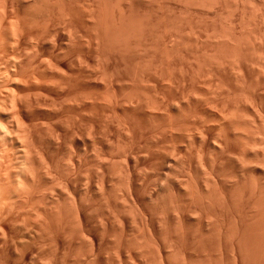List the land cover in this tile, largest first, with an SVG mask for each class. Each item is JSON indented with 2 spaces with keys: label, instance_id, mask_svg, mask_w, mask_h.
<instances>
[{
  "label": "bare ground",
  "instance_id": "1",
  "mask_svg": "<svg viewBox=\"0 0 264 264\" xmlns=\"http://www.w3.org/2000/svg\"><path fill=\"white\" fill-rule=\"evenodd\" d=\"M53 1H54V4L52 0H0V47H4V46L6 47L7 45L5 49V51H7V49L9 48L8 45H10L12 49L15 48L16 50H18L16 52L14 49L12 50L15 52L14 55L12 54L13 52H11V50L9 51L14 57L13 56L8 57L9 52H5L7 55L4 53V51H2L3 54L2 52H0V61H1V58H5L7 61L11 60L10 61L11 63L9 62L10 64L7 61L6 62L4 61L6 64L8 63L7 66L2 65V63H4L3 61L2 63H0V65L4 67L3 68L0 66L1 71L3 69L4 71H6L5 68L10 65V68L9 67L6 68L8 73L7 72L5 73L4 71L0 72V73L4 72V76L5 74H7L6 77H0V87L2 86V84H5L6 82H7L6 84L8 85V83H10L8 82L10 81L9 75H11L12 73L15 74L17 70H20L21 72V70L25 67L24 70H22V73L26 75L28 74V71H29L27 69H30L29 73L33 71V74L35 76V71L36 73L39 74L41 67L44 66V69L42 70L45 73H47L48 75L49 73H53L52 76L50 75V77L46 76L47 79L52 78L53 81L51 82V80L49 79L50 81H47L46 83H52L54 85L53 86L54 89L55 87L58 88L59 86L62 91L64 90L63 96H65L62 103H61L62 100L57 101L55 100L56 96L55 97L53 96L54 97L53 101H55V103H53L52 97L49 96L48 93H45L46 95L44 97L46 99V102L47 101L49 102L51 99V102L53 105L60 103V108H61L62 113L59 112L60 113L59 114L58 109L60 110V108H57L58 105H54V107L51 106L52 105L51 102H50V107H53V108L52 109L50 108L51 110L49 111L52 114H54V116L56 115V116L66 117L67 122L69 121L71 122V123L69 122L70 123L69 125L66 124L67 128H70L69 126L71 125V128L68 129L69 133H67L68 130L66 128L67 132H64L60 135L59 130H57V133L59 134L54 135L55 134L54 132H56L55 129L57 128H54L55 126L54 123L51 124L52 122H50L51 120L49 119L50 120L49 122L51 124V129L50 127L48 128L46 127V129H50L51 132L53 130L54 131L52 132L51 135L49 134L51 132H49L48 133L49 136L46 135V131L48 132V130L44 131L45 132L44 136L49 137V140H50L48 143H44L43 141H46L45 138L43 139V141H41L42 139L40 140V138L42 137L41 132H43V129L41 132H38L41 126L36 125V123L31 120L36 125V126L33 125L35 128L34 130H32L31 128L27 127L26 124L28 123H26L24 119V118L27 119L29 116L34 115V114L29 113L30 108L33 109L31 110L32 113L34 111L36 112V110L32 108L34 103L32 105V103L30 102L31 103L30 104L28 101V104L27 103L26 104L29 106L30 105L32 106L28 107L27 105H25L27 106L25 107L23 103L25 104L26 101L24 102L22 99L20 101L21 104L18 103L15 100L17 97L16 98L13 97L14 94L16 95V93L13 94V90L12 91L10 90V92H12L10 93V95L5 93V95L7 94L6 96L8 98L11 96V99L9 98L10 102H8L9 101L8 98H6L7 100L4 98V100L7 101V107H9L10 104L11 106L9 107V109H6L10 111L8 113L6 111L7 117L9 118V120L7 119L8 124L6 122L7 125L5 126V122H4L3 123L5 126L4 127L0 123V158H1L0 159V264H40V263L57 264L58 262L60 264V262L66 263L69 260L81 262L80 264H82L86 262L90 263L94 261L95 259L96 260L99 259L102 242H101L100 233H99V229H100V226H99L100 211L99 210L100 209L98 210L97 200L98 202L99 200H101L99 203L101 205L99 206H102L103 203H101L102 202L101 198H105L107 196L106 195L107 192L104 190L105 186L108 184V177L106 175H109L107 171L101 170L102 167L104 169V166L102 164L105 165L108 161L107 162L104 161L103 160L104 158H103L102 160L104 163H102V160H100L101 159L100 156L103 155V153L105 152V150L104 152L102 151V148L106 142L104 139L106 140L109 139L107 137L105 138L104 134L108 132L107 133L108 135H112L113 131H110L112 128H110L108 131L107 129L110 127V122L112 125L113 120H114L113 123L117 121L116 123L122 127V130L123 128L127 130L132 135V137L134 134V133L132 134V132L137 131L135 129H137L139 125L140 127L138 129L140 130V128L143 129V126L141 127V124L143 123L146 124L147 131H148V128H150L154 132V135L152 136L153 137L155 136V138L152 137V139H153V144L156 145L155 150L158 149L157 145L159 146L158 144L159 142L161 143L164 141L168 142L167 140H169V143L171 141L170 144L172 145L168 149H169L170 154L172 152V155L175 154L173 153V151L175 152V150H177V152L180 151L179 153H181V151H183V147L185 148L189 144L191 145L190 146L191 148L193 145L195 146V148H193V151L195 149V151L198 153L197 163L199 162L198 164H200V166L199 165L198 166L199 167L202 166L201 169L204 170L203 171L204 175L205 176L207 175L206 177L204 176L206 178L205 182L203 181L204 185L206 183V188L202 189L204 190L203 191L204 195L202 194L203 196H201L200 192L199 193L197 192L200 190L196 189V187L199 184L197 185V182H196L197 180L195 178L196 175L194 174L195 172L193 171V168L191 166L192 163L195 161H189L187 159L189 162H192V163H189L188 161H186L187 162L186 163L185 159L182 156L178 157L180 159L179 161V159H175L177 158L176 156H178V154L177 155L175 154L176 156L174 155V158L172 157V160L173 159H175V161L178 160L180 163H182L183 161L186 164L189 163L188 165L185 164V167H183V168H186L183 170L184 172L186 171L185 172L186 174L185 173H184L185 175L180 174L182 175L181 180L183 181L181 180L179 181L180 183H183V184L180 185L178 183H174V181L172 180L174 177L172 178V175L169 176L173 172V170L171 171L172 169L171 167H170L171 172L168 170L166 171V173L164 172L165 173L164 175H165L166 180L167 179L169 180V178H172L171 180L173 181V184H172L173 189L171 188V185L169 183L171 182L170 180L166 181L164 179L165 183L161 184L162 185L161 187L164 188L162 189L163 191H166L165 185L167 184V182L169 183L168 185H170L169 189L172 190L169 193L170 197L167 196V192H169L168 189H167L168 191L164 193H166L167 198L169 197V200L171 203L168 202L169 200L167 198L165 199L168 200V201L166 200L168 204L169 203L171 204L168 206H171L175 212L173 213L172 211V213L174 214L173 218L174 220H176L174 222L175 225L178 222L177 223L178 226L176 225L177 227L175 231H178L179 233H181L180 235H183L181 236V238L179 239L177 238V240L172 241V243L170 242L171 244H173L174 246L178 245L182 247L187 243L188 244L191 243V242L189 243V240L185 238V235H189L190 233L191 227H188L190 224L188 226L184 225L182 221L184 222L186 221V224H188L189 219L197 215L195 213L193 214V212H195V208L197 209V206H198L197 204H195L196 202H198L196 198L198 196L197 194H200L201 196L200 198L201 199L203 198L204 200H206V202L209 205L211 204L213 207V208L207 207L208 209L213 210V212H211L212 210L211 211L209 210L211 213L208 212V209L204 211L206 212V214H208L206 215V218L208 217L206 221L207 222L206 224H208L207 228L210 234L213 235V236L212 235L209 236V237H212L211 246L217 249L216 252L221 251V250L223 251V249L227 248V245H228L227 240L229 238V240H232V245H231V242L228 240L230 242V246L231 247L234 246L236 250V252L234 251L235 254H232V255H235L234 263L235 264H246L245 262V257H246L245 254L247 252L246 249L252 248L251 246V242H252V245L254 247L252 249L253 250L255 249L254 252L253 250L251 251L252 264H264V186L261 182V179L263 178V176L262 177L256 176L257 174H255L256 171L254 169L255 165H253L256 162H258L263 165L261 166L262 168L264 167V109L262 111L263 107L261 108V106L263 103L260 104L258 97L256 96L260 94V93L257 94V92L260 90V87L262 86L261 84L263 83L262 82L260 84L259 82L264 81V0H231V2L230 0H227V1L226 0H175V2L179 1L178 2L179 5L181 4V6H183V8L185 7V9H188L189 7L192 8V6H203V7L206 6L208 8L209 7H219L221 10L223 9L222 8V6L224 5L223 2L226 3V6H228L227 3L230 2L227 9H229L230 7L232 9L230 8L229 10H227V12L231 11L230 13L229 12L228 13L230 15L232 14L233 16L234 15L236 16L234 18L232 16L233 19L231 17H228L229 21L230 20L231 21L230 23L228 21L226 22L227 24H229V26L224 24L226 28L229 27L228 29L225 28L226 30L222 28H221L222 30H219L217 26L215 27V24L213 23L215 21H213L212 23L214 24V26L213 24H212L213 26L212 28L209 26V29H210L209 31L213 34V38H214V40L212 38L210 40H212L213 42L215 41L214 42L215 44L213 43L214 46L211 44L213 48L210 50L208 48H211L212 46L211 47H208V45L207 47L202 46V48H205V49L207 48V50H210L208 51L209 53L207 52V53H202V54H200L201 50H203L202 48L195 49V50L200 49L199 54H196V52L193 53L194 51L190 52L191 51L190 50L189 53H193V55L191 54L192 56H189V57H187L186 56L187 54L185 55V53L180 54V50L185 45L183 44L185 41L182 42L181 40L182 42L181 43L178 39L179 37H177V39H174L175 37L174 30L171 29L173 32L172 31L170 32L171 27L170 28L167 27L170 22V17L172 18L173 13L175 12H172L171 16L168 14L169 12L166 13V16H164L165 12L160 11V12H163V16L162 14H160L161 16L159 19H161L162 17L165 22L163 20L161 21L159 20L160 22H162V23L159 22V24L164 25V27H166V29L163 30L162 29L163 26H161L160 28L161 30L159 29V31H161L160 34L162 33V31L163 33L160 36L162 37L163 34L169 31L171 34L168 33V35L170 34L173 38L172 40L174 41H172V44L169 45L171 41L166 42V40L169 38L167 34H165L166 36L163 37L164 40L167 37L165 41L162 40V38L158 35L161 38L162 43L166 42L168 44L165 43L166 47L163 45V48L164 47L165 48L164 49L161 48L160 51H157L159 50L157 48L156 51L158 52L160 57L159 55L155 57L156 52L153 51L152 55L149 54L151 53V51L148 52L149 43L147 42L148 36L146 35H148L147 32H149L148 27H147L149 26V24L147 23L149 18L147 17L148 20L144 23L143 20L147 19V18L145 19L146 16L144 17V19L142 18L144 15L140 16L141 18H138L135 12V10L137 9L134 8L136 6L140 7L143 1L145 0L143 1L142 0H53ZM154 1H155L154 4H158L159 7L161 5L163 6L162 4V2H164L163 0H154ZM51 2L52 4H50ZM148 2L149 1L147 0V3ZM51 5H53V7L59 8L60 14L62 16L61 18L63 20L59 19L60 15L58 11H57L58 13L57 12L55 13L54 10H53L54 12H52L53 7H51ZM20 6H25V7L28 6V8L31 7L32 8L31 10L33 9L35 10L34 7H40L37 9V11L39 9L43 11L47 7L49 10L51 9L50 14H53V15H48V16L54 17V15L58 14L59 17L57 15L56 16H57V19L59 20V23L62 22L64 25L60 24L61 26H58L59 25L58 22L57 23L55 22L54 24V21H58V20L55 19L54 21H50L54 19L53 17L49 18V23H48L47 21L48 16L45 14L47 16V20H46L43 18L44 14L42 13L43 14L41 15L42 19H44V23L47 21V23H45V25L46 24L47 25L44 26L43 22L42 24H40L41 21H43L42 19L40 21L37 20L38 22L36 23V25L39 23L42 27L49 28V31L47 32L44 28L42 32L43 34H41L40 32L39 33L37 32V34L35 32L34 34V32L32 31L35 30L36 28L35 27L34 30L33 29L31 30L30 35H28L29 32L27 33L25 32L26 31L25 29H27V27H25L26 21L28 22L27 26H30L32 22H30L31 21L30 19L28 21V19L24 20L26 18L24 19H21V17L19 18V14L21 13V10L19 8ZM109 6L114 8L113 10H111L112 8L109 9V12L107 10L108 14L112 13V15H109L111 16L109 17L110 19L107 17L108 16L107 12H105L106 8H104V7H109ZM15 7L18 8V11H20V13L16 12ZM41 7L43 8L45 7V8L43 9ZM71 7H78L80 9V12H75V11L73 12V8ZM219 8H218L217 13H215L217 17L220 16V14L222 13L219 10ZM48 9L47 10L45 9V10L48 11ZM31 10H30V13L34 14L32 13L34 10L32 12ZM27 11L28 9L26 8V12ZM84 12L85 13L88 12L87 15L91 19L90 21H92L93 23L92 29H94V33H91V31L89 30L91 33L90 35L87 32H86L87 34H85V31H84L85 26L83 27L82 24L80 23L82 22L80 21L82 19V16L80 15V13L84 15ZM138 12H140V10H138ZM182 12L180 13V15L179 14L177 15L178 21L180 22L184 21V23H187V26L189 28V31L187 32L193 33V34L196 33L195 23L197 25H199L200 23H197L198 20L196 22L194 21V18H195L194 15H191L190 13L185 12V11H184L185 14ZM30 13H28V15ZM113 13H116V14L113 15ZM158 13L159 11H157V14ZM14 14L16 15L18 14V17ZM24 17H27V15ZM166 17H167V20H166ZM74 18H78L79 19L78 21L80 22H77V21L74 22ZM249 18H251L252 20L250 19L251 21H248ZM153 20L154 19H152V21ZM178 21L177 23H179ZM174 24L175 25H173L171 22L169 25L170 26L172 25V28H174L175 26H177L176 22ZM33 25L30 26V29L32 28ZM207 25H209L208 22H207ZM251 25H253V27ZM40 27L38 28L41 29ZM150 28L151 27H149V29ZM180 29L181 28H179V32H180ZM44 31H46V34H44L45 33ZM177 32L178 31L176 30V33ZM32 33H33V36H31ZM152 33L153 32H151V34ZM84 34L88 37V39H85L87 41V45L94 49L93 52L96 51L95 55L97 54L96 55L97 58L94 57L96 60L94 62L95 65H93V68L91 66L89 68L90 64L88 65V63H90L89 60L91 59V57H87L88 55L86 56V54L83 53V52H86L84 51V49L81 50L83 44L86 42L83 38L85 37L83 36ZM183 35L185 36V34ZM209 35L212 36L211 34ZM209 35L208 37H210ZM215 37H216V40H215ZM191 42L190 43L188 42V44L189 45L191 44L190 48H193V45ZM205 42L208 43L207 41ZM181 44L183 46H181ZM91 48L89 49L91 50ZM186 48L188 49V47ZM65 51L69 53L68 55H70V57L73 59L71 61L74 63V64L72 63L74 65L73 67L67 65L68 63L67 64L60 63L62 60L60 58H66V60L64 59V62L68 60V57H67L68 55L65 54ZM63 52H64L63 55H66V57H60L59 58L60 60H59L58 59V57L60 56L59 54ZM182 52H185V51L182 50ZM183 55L186 57H183ZM111 56L112 58H115V59L119 57V60H117V63L116 62L114 63V59L112 62ZM251 57L253 59H250ZM254 59L256 61L255 65L257 64L259 65V67L258 65L256 66L257 69L255 65L251 67V69L254 67L253 69H256L255 71H258L256 72L257 73L256 78L252 77L254 72L251 75V71H253V69L252 70L250 69L251 71L248 69L249 67L248 65H251ZM156 60L159 61V63L156 62ZM248 60L250 63L252 60L253 61L251 64H249ZM53 61L54 63H52ZM55 61L57 63L62 64L61 66H64L63 67L64 69L66 67L65 70L67 72L70 71L68 73L69 74L72 73V74L69 75L68 73H66L65 70L63 71L62 67H60L61 68L60 69L59 68L60 64L57 69L55 66H57L58 64L56 65ZM110 62L114 63V65L112 63H111L112 65H109ZM52 64L53 65L55 64V66H53ZM116 66H119V67L124 66V68L123 70H121V68L118 67L119 68L118 70ZM18 72H17L18 75L21 74ZM2 75L0 74V76ZM42 75L45 77L46 74L44 75L43 73ZM253 76H255V73ZM30 77L31 76H29V78ZM70 77H72V80ZM14 78H15L14 76L11 78L12 79L11 83L13 82V84H15L16 82V79ZM37 80H39V78ZM42 82L45 85L44 80ZM16 83H17L16 85L19 84L18 82ZM73 83H75L74 84L75 86L73 87L74 89H76V86L78 87L77 90L75 91L72 87H70L73 85ZM258 83L260 87L259 86L257 87ZM52 84H50V86H52ZM46 85H49V84H46ZM2 87L0 89V92L3 89ZM24 87H29V86H24ZM48 87H46V90H48L47 89ZM7 88L9 89V86L5 87L4 89L5 91L9 93V90ZM68 88H71L73 91L71 89L69 91ZM257 88H259V90H256ZM59 91L60 89L58 90V92ZM43 92H41L40 95ZM58 92H56V94L60 95V92L59 93ZM0 97H3V96H0ZM38 97L42 98L43 96L38 95ZM46 97L47 98L51 97V98L47 100ZM18 98L20 100V97ZM41 98L40 100L38 98H36L35 100L37 101L38 99V101H40L39 103L40 107L42 105V107L46 108V104H41V102L43 103V101H41ZM45 99L43 100L45 101ZM1 102L2 100L0 101V103ZM5 103L3 104L4 107H6ZM61 104L65 106L62 108ZM34 106H37V104ZM4 107L2 111L5 112ZM41 108H39V110H41ZM56 108H57V111L53 110ZM46 109H49V108H46ZM0 111H1V108H0ZM249 111L251 112L253 117H251V114ZM4 112H1V113L6 114ZM247 112H249L250 115H247L248 114ZM51 115L49 116L50 118H51ZM246 115L248 117H246ZM54 116L52 117V119L56 118ZM249 116L251 119L249 118ZM35 117L33 116V119ZM60 118H57V119H60ZM54 119L53 121L56 120L55 122L57 121L58 123L60 122L59 120L57 119L54 120ZM62 120L63 122H66L64 121L65 118ZM62 120L60 123H62ZM1 121H3V119ZM45 123H47L48 125L47 121H45ZM136 124H138L137 127H136ZM63 125H65V123ZM105 126H107V128ZM120 126H117V128L119 127V129L121 130ZM29 127H31V124ZM36 127L38 130L36 129ZM105 129L107 132L104 133ZM63 130L66 131L64 128ZM127 131H125V133ZM114 132L117 135L118 132L116 131ZM153 132H151V134H153ZM136 133L137 132H135V134ZM260 134L262 136H260L261 138L259 137L258 142L260 144L259 147H261V149L260 150L258 149L259 151L256 150L255 152V150L253 151L252 149H253V144L254 145L256 144L254 143L255 142L254 139L257 140V137H254V136L260 135ZM131 135L129 136L128 134V138L129 137L131 138ZM53 136L54 137L58 136L59 139L56 137L57 139L56 141ZM47 137L46 139L48 140ZM60 139H63L64 141L66 140V142L64 143L68 142L69 144L71 143L73 145V149L69 148V150L71 149V151L69 150H68L69 152L67 151L68 152L67 155L69 156L68 160L70 159L69 160L70 162L66 163L65 166L66 167L68 166L70 168L69 169L66 168L65 171H64L65 167H62L61 164H59L58 162L60 159L57 161L55 157L57 154L55 152L56 148H59L58 144L59 143L62 144L63 142L62 141L57 144L58 141H61ZM117 139H120V138L117 137ZM149 141L151 140L149 139ZM166 142H164L165 145H166ZM132 144L130 146L128 145V149H132L134 147L132 146ZM65 145L69 146L68 144H65ZM121 145L122 144L120 143V146ZM135 146L137 145L135 144ZM146 146H147V150H146L147 152L152 150L151 149L152 145L148 146L147 144ZM61 147L62 146H60V148ZM122 147L123 149L127 148L124 146ZM163 147L164 146L161 147L162 150L166 148V147L165 148ZM251 147L252 149H250ZM149 148L150 150H148ZM161 149L159 148L158 151ZM166 149H165L166 152L163 151L165 156L160 152H159L160 154L159 153L158 154L160 156L162 154L163 156L161 162L167 163L170 160V158H169V152L167 153ZM186 149H188V147ZM66 150L67 149H65V151ZM132 150L130 151V154L127 152L128 153L127 159L125 157L127 153H126V150H124V152L126 153V154L124 153L125 154L124 157L126 161L125 165L127 166V171L124 169L125 167L124 165V167H121V168H123V171H126V174L123 172L125 176L121 171L120 172L121 174H123L124 176L123 181L125 185L127 186V190H129V192L128 191L127 192L129 194V197L132 200V202L131 201L130 202L133 203V205H129V206L130 207L132 206L134 208L138 207V211L140 215L144 217V215L146 214L143 212V209H141V207L138 206L137 204L138 195H136V189H137L136 188V178H135L136 172L134 171V166L136 162H138L137 160H139V158H136L138 156L134 154H138L137 153L138 151L135 153V151L133 152ZM155 150L153 149L154 152ZM121 151L123 150H120L119 154H122ZM188 151L192 153V150L190 148L189 150H187V152ZM14 152L16 154H14ZM52 153H55L54 154L55 156H53V160L56 159L57 164H59V166L57 165V168L59 167L58 169L59 171L57 170V168H55L56 166L54 167L56 163L54 164L55 161L52 160V156H51ZM166 153L168 156L166 155ZM147 154H151L152 156V153L150 152H148ZM14 156L17 158V160L19 158V161H16V163L19 162L20 164L19 163L15 164L14 162L15 165H12V157ZM154 156L155 154L153 155V158ZM89 158L91 159L93 165H95L94 169L90 168L89 170L88 168L89 172L92 169V172H90L92 173V175L90 173H87L88 175L84 174L87 168L86 170L85 168L83 169L84 163L85 162L87 164L89 163L87 161L89 160ZM199 159L200 161H198ZM68 160L66 159L67 162ZM172 162H169V163H172ZM140 163L141 162L139 161V164ZM156 164H157V161H156ZM167 164L165 167H163L166 170L169 168L168 167L169 165ZM16 165H18V167ZM172 165L173 164H171V166ZM91 166L92 165L90 164V167ZM108 166L106 165V168ZM114 166L112 170H114ZM137 166L138 165L136 164V167ZM60 167L63 168L62 174L60 172ZM196 167H195V170H196ZM66 170L67 172L69 170V172L67 173ZM176 171H179V169ZM183 171L181 173H183ZM263 171H264V168H263ZM104 172L105 173L107 172L108 174H105ZM83 174L87 175L90 178L87 177L88 179H86L85 178L86 176L84 177ZM144 174L146 175V173ZM196 174H198V172ZM82 177H84L87 181H89L88 184H86L87 182L86 183L83 182L84 184L88 186L90 185L92 194L89 197L87 195H88V190L90 189L87 188L88 186L82 187L83 186L82 179H84ZM204 177L202 178L204 179ZM175 179L177 178H174V180ZM125 188L126 187H124V189ZM116 190H118L119 192L121 191L119 189H116ZM111 193L113 192L109 193L110 196L113 195ZM119 194L120 193H118L117 195L123 196V194L121 195ZM152 195L153 194L151 193L150 196L152 197ZM158 195L154 194V198L153 199L151 198L152 201H154L155 199L158 201V198H159ZM87 197L89 199H87ZM110 198L109 196L105 198L106 203H107L106 206H108V208H109L108 204H110V206L113 205ZM105 199L103 202H105ZM107 199L109 202L110 201L111 202L108 203ZM166 201H164L163 203H166ZM126 202L128 203V200ZM160 202L161 201H159V203ZM153 203H157V202L154 201ZM202 203L204 204V202H201V204ZM156 205H158V203ZM123 207L125 210V206ZM136 208L135 210L137 211ZM11 211L13 212L15 211L16 214L12 216L10 215V217H6L7 214L6 216L4 215L6 212H8V216H9L10 214L9 212ZM120 211H122V209ZM134 211H133V214L135 213ZM138 211L136 214H138ZM200 213H201V210H200ZM104 214H105V211H104ZM117 214L118 213H115V215ZM166 214L168 216L167 211H166ZM170 214L168 218L171 217ZM158 215H159V212H158ZM204 215L205 214L203 213V216ZM198 216H199V212H198ZM142 217H140L141 220H142ZM160 218H161V215H160ZM164 218H165V215H164ZM134 219L135 221L132 219L133 222L134 223L137 222L136 216ZM201 219H202V216H201ZM137 220L139 221V219ZM143 220H145V218ZM143 220H142V224L140 222V225H142V228L144 230V227L145 225H147L148 222L145 221L146 222L145 224ZM232 220H234L235 222L234 221L232 222ZM168 221L170 220L168 219ZM201 221H203V219ZM201 221L198 223H201ZM180 222H182V224ZM170 223H172V220L170 221ZM107 224H106V227H108ZM168 227H169V224H168ZM197 227H199V225ZM103 228H104V225H103ZM170 228L172 229V226ZM168 230L169 228L168 229L166 228V231ZM173 230L174 228L172 229V231ZM199 232H197V234ZM231 237L234 239H232ZM249 238L254 239L253 240L254 244H253V241L250 240ZM116 239H113V240H116ZM119 239L120 238H118L117 240ZM203 239H204V236H203ZM246 239H249V242L251 241L250 244L249 242H247L248 240ZM208 240H210V238ZM153 241L155 242L154 244L156 245L155 248H157V251L160 256L159 259H161L160 264H174L175 261L174 262L172 261L174 258L172 259L171 254H170L171 250L168 251L165 249L164 247L165 243L164 242L160 243L155 238ZM245 242H247L248 245ZM150 243H152V241ZM85 246L89 247V256H87V253L85 256L83 251L86 252V250H82ZM52 248L54 250H52ZM67 249H69V251L73 249L72 251L76 252L75 254L76 256L68 257L69 251L67 252ZM86 249L88 251V248ZM122 249H124V247ZM49 250H50V253L52 251L53 254L46 252ZM59 250L60 251L65 250L64 253L65 254L67 253L68 255L65 256L63 253V256L58 257L57 254L55 255L54 253L57 251L59 252ZM148 250L151 251L150 249ZM141 251H143V249ZM81 254H84V256L87 258L86 259L85 257L83 258ZM116 254H119V253L116 252ZM221 255H219V257L223 258L221 257ZM132 258L134 259V257ZM144 258L145 257L141 259H143L144 261ZM130 259H131V256H130ZM133 261H134L133 263H135L137 260L136 261L133 260ZM179 261L181 262V263L178 262L179 264H193L192 260H190L184 253L181 254V260ZM220 261L217 264L223 263Z\"/></svg>",
  "mask_w": 264,
  "mask_h": 264
},
{
  "label": "rangeland",
  "instance_id": "2",
  "mask_svg": "<svg viewBox=\"0 0 264 264\" xmlns=\"http://www.w3.org/2000/svg\"><path fill=\"white\" fill-rule=\"evenodd\" d=\"M143 1V0H142ZM149 2L147 3V0H145V1H143V3H142V7L140 6H136V7H134L135 9H137V10H135V12H136V14H137V16H138V18H141L140 16H142V15H144L142 18L144 19V17H145V19L148 17L149 18V20H148V18L146 19V20H143V22L145 23L147 20L148 21H150V22H148L147 21V23L149 24V26H147L148 27V31L149 32H147V34L148 35H146V36H148L146 39H147V42L149 43L148 44V47H149V49H148V52H150L151 51V53H149V54H151L152 55V53H153V51L154 52H156L155 53V57H157L159 54H158V52L157 51H160V49L161 48H163V45L165 46L166 44H168V43H166V42H170L171 41V43H169V45L170 44H172V41H174V40H172L173 38H172V36L170 35L171 33V29H173L174 30V36L176 37H174V39H177V37H179L178 39H179V41L181 42V40H182V42L183 41H185L183 44H185L184 46L181 44V46H183L184 47V49H183V47H182V49L180 50V54H184L185 53V55L187 56V57H189V56H192L193 55V53H195L196 52V54H199V50L202 48V46L203 47H207V45H208V47H211L212 45H213V43L215 42H213L212 40H210L211 38L214 40V38H213V34L209 31L210 29H209V26L212 28L213 26H214V24H215V27L217 26V28L219 29V30H222V29H225L226 27H225V25H228L229 26V24H227L226 22L228 21L229 23H230V21H229V19H228V17H231L232 18V14L230 15L229 13L231 12V11H228L227 12V10H229V9H227L228 8V6H229V3L231 2V0H230V2L229 3H227V5L228 6H226V3H224L223 2V6H222V8L223 9H221L220 10V8L219 7H203V6H192V8H188V9H185V7L183 8V6H181V4L179 5V1H177V2H175V0H168V2H167V0H163L164 2H162V4H163V6L161 5L160 7L158 6V4H154L155 3V1L154 0H148ZM153 1V2H152ZM166 1V2H165ZM227 1V0H226ZM225 1V2H226ZM52 2H53V4H54V1L52 0ZM52 2L50 3V4H52ZM172 2V3H171ZM157 3V2H156ZM175 3V4H174ZM49 4V5H50ZM146 4V5H145ZM151 4V5H150ZM178 6H177V5ZM155 5V6H154ZM166 5V6H165ZM171 5V6H170ZM231 5H233V4H231ZM153 6H154V8H153ZM168 6V7H167ZM173 6H175V7H173ZM225 6V7H224ZM51 7H53V5H51ZM50 7V8H51ZM145 7V8H144ZM233 7V6H232ZM20 8V10H21V13H20V11H18V8L17 7H15V9H16V12L18 13H20L19 14V18L21 17V19H24V18H26V19H24V20H27L28 19V21H29V19L31 20L30 22H32V24L31 25H33L32 26V28L30 29V26H27L28 25V22L26 21V26L25 27H27V29H25L26 31V33L27 32H29L28 33V35H30V33H31V30L33 29L34 30V28H35V30L34 31H32V32H34V34H35V32H36V34H37V32L39 33H41V34H43L42 32H43V29L45 28V27H42L40 24H42V22H43V24H44V26H46L45 25V23H47V21H48V23H49V18H52L53 16H48V15H53V14H50V10L46 7H44L46 10L48 9V11H46L43 7H41V8H43L44 10L42 11L41 9H39L40 11H42V12H40L39 10L37 11V9L38 8H40V7H34L35 8V10L34 11H36V12H34L33 10H31L32 8L31 7H29L30 8V10H31V12L32 13H34V14H31L30 13V10H29V8H28V6H20L19 7ZM26 8L28 9V11L26 12ZM71 8H73V12L75 11V12H80V9L78 8V7H71ZM104 8H106L105 10V12H107V10H108V12H109V9H111V10H113L114 8L113 7H104ZM156 8V9H155ZM162 8V9H161ZM170 8V9H169ZM199 10H198V9ZM218 8H219V10L222 12H220L221 14H220V16H216V14L215 13H217V11H218ZM14 9V8H13ZM148 9H149V11H148ZM185 9V10H184ZM201 9V10H200ZM204 9H206V10H204ZM232 9V8H231ZM55 11V13L58 11L59 12V15H60V18L59 19H62L61 17V14H60V11H59V8L58 7H53L52 8V12H54ZM138 10H140V12H138ZM170 10V11H169ZM174 10V11H173ZM183 12H182V11ZM14 11V10H13ZM157 11H159V13L157 14ZM160 11H164L165 12V15L164 16H166V13H168L170 16H171V14H172V12H175V13H173V17L175 18V20H174V18L172 19L171 17H170V22H169V24L172 22V24L173 25H175L174 23L176 22V24H177V26H173L174 28H172V25L170 26L168 23V26L167 27H171L170 28V32L168 31L167 33H165V34H167L168 35V33H170L168 36H169V38L167 39V37H166V44L165 43H162V40H164V38L163 37H165L166 35L165 34H163V36L161 37L160 35L163 33V31H162V33L160 34V32L161 31H159V29L161 28V26H163V30L164 29H166V27H164V25H160L159 24V22L161 21V20H163V18L161 17V19H159L160 18V14H162V16H163V12H160ZM180 11V12H179ZM184 11L185 12H188V13H190L191 15H194V21L196 22L197 20V23H200L199 25H197L196 23H195V25H196V28H195V32L196 33H189V32H187V31H189V28H188V26H187V23H184V21H182V22H180V21H178V19H177V15L179 14L180 15V13L182 12V13H184ZM190 11V12H189ZM216 11V12H215ZM15 12V13H16ZM46 12V13H45ZM57 12V13H58ZM108 12H107V14H108ZM149 12H151V13H149ZM154 12V13H153ZM192 12V13H191ZM223 12H224V14H223ZM25 13H27V14H25ZM28 13H30L31 14V16H30V14L28 15ZM44 15H43V14ZM54 13V14H55ZM111 13V12H110ZM140 13V14H139ZM147 13V14H146ZM149 13V14H148ZM48 16V20H47V16ZM88 14V12L87 13H85L84 12V15L83 14H81L80 13V15L82 16V19L80 20V21H82V22H80V21H78L79 19L78 18H74V22H80L81 24H82V26L84 27L85 26V28H84V31H85V34H91V33H94V29H92L93 28V23H92V21H90L91 19L89 18V16L87 15ZM114 14H116V13H113V15ZM153 14V15H152ZM154 14H156V15H154ZM175 14V15H174ZM185 14V13H184ZM14 15H16V14H14ZM23 17H22V16ZM27 15V17H24V16H26ZM36 15V16H35ZM41 15H43L44 17V19H46L45 21V23H44V19H42V16ZM57 16H58V14H56ZM56 15H54V19H52V20H50V21H54L55 19L56 20H58L57 19V16ZM109 15H112V13L111 14H108V18L109 17H111V16H109ZM186 15H187V13H186ZM17 17H18V14L16 15ZM30 16V17H29ZM56 16V17H55ZM154 16V17H153ZM190 16V15H189ZM39 17V18H38ZM41 17V18H40ZM46 17V18H45ZM59 17V16H58ZM84 17V18H83ZM115 17V16H114ZM157 17V18H156ZM222 17H223V19H222ZM234 17H236L235 15L233 16V18ZM214 18H215V20H214ZM225 18V19H224ZM230 18V19H231ZM232 18V19H233ZM35 19V20H34ZM43 20V21H41V23L38 25H36V23L38 22L37 20ZM110 19V18H109ZM152 19H154L153 21H152ZM165 19V18H164ZM169 19V18H168ZM202 19H203V21H202ZM208 19V20H207ZM222 19V20H221ZM228 19V20H227ZM251 18H249V20L248 21H251L250 20ZM254 19V18H253ZM63 20V19H62ZM160 20V21H159ZM166 20H167V17H166ZM210 20V21H209ZM217 20V21H216ZM226 20V21H225ZM164 21V20H163ZM173 21H174V23H173ZM177 21L179 22V23H177ZM213 21H215V22H213ZM222 21V22H221ZM247 21V20H246ZM29 22V23H30ZM55 22L57 23L58 22V26H61L60 24H62V25H64L61 21V23H59V20L58 21H54V24H55ZM165 22V21H164ZM163 22V23H164ZM166 22H168V21H166ZM207 22L209 23V25H207ZM214 24H213V23ZM217 22V23H216ZM50 23H52V22H50ZM156 23V24H155ZM160 23H162V22H160ZM180 23H182V24H180ZM206 23V24H205ZM251 23V22H250ZM158 24H159V26H158ZM181 26H180V25ZM212 24H213V26H212ZM225 24V25H224ZM152 25H153V27H152ZM178 25H179V27H178ZM184 25V26H183ZM186 25V26H185ZM248 25H250V24H248ZM252 27H253V25H251ZM38 27H40L41 29H39ZM90 27V28H89ZM149 27H151L150 29H149ZM156 27H157V29H156ZM182 27H184V28H182ZM185 27H187V28H185ZM199 27V28H198ZM250 27V26H249ZM168 28V29H169ZM179 28H181L180 29V32H179ZM222 28V29H221ZM229 28V27H228ZM228 28H226V29H228ZM154 29V30H153ZM183 29V30H182ZM225 29V30H226ZM29 30V31H28ZM45 30L48 32L49 31V28H45ZM91 31V33H90V31ZM93 30V31H92ZM158 30V31H157ZM161 30V29H160ZM176 30L178 31L177 33H179V34H177L176 33ZM197 30V31H196ZM46 31H44L45 33L44 34H46ZM96 31V30H95ZM156 31V32H155ZM186 31V32H185ZM87 32V33H86ZM151 32H153L152 34H151ZM173 32V31H172ZM199 32V33H198ZM155 33V34H154ZM211 34L212 36H210L209 34ZM83 35V36H85V37H83L84 38V40L85 39H88V37L86 36V35ZM156 34H157V36H156ZM183 34H185V36L183 35ZM191 34V35H190ZM197 34V35H196ZM162 38V40H161V38L159 37V36ZM181 35V36H180ZM189 35H190V37H189ZM208 35L210 36V37H208ZM31 36H33V33L31 34ZM171 36V37H170ZM149 37H150V39H149ZM158 37V38H157ZM184 37V38H183ZM189 37V38H188ZM199 39H198V38ZM182 38V39H181ZM207 38H208V40H207ZM154 39H155V41H154ZM160 39V40H159ZM169 39H171V40H169ZM189 39V40H188ZM159 42H158V41ZM164 40V41H165ZM196 40H198V41H196ZM215 40H216V37H215ZM86 41V40H85ZM152 43H151V42ZM178 41V40H177ZM192 41V42H191ZM205 41H207L208 43H206ZM211 41H212V43H211ZM160 42H161V44H160ZM181 42V43H182ZM188 42L190 43H192V45H193V48H190L191 46V44L189 45L188 44ZM198 42V43H197ZM156 43H157V45H156ZM195 43H197V44H195ZM86 44V45H85ZM212 44V45H211ZM215 44V43H214ZM160 45V46H159ZM188 45V46H187ZM2 46V45H1ZM4 46V45H3ZM9 46V48L7 49V51H5V49H6V47H7V45H6V47L4 46V47H0V49H1V51L0 52H2V51H4V53L5 52H9L10 50H11V52H13L12 54L14 55L15 54V52L16 51H18V50H16L15 48H13L14 50H15V52L14 51H12L13 49H12V47L10 46V45H8ZM88 45H87V41L83 44V46H82V48H81V50H83L84 49V51H88L87 53L86 52H83L84 54H86V56L87 57H91V59L89 60L90 61V63H88V65H89V68H90V66L93 68V65H95V58H97L96 57V55H95V53H96V51L95 52H93L94 51V49L93 48H91L90 46H88L89 48H91V50L87 47ZM168 46V45H167ZM197 46H199V47H197ZM214 46V45H213ZM213 46L211 47V48H208V49H212L213 48ZM84 47V48H83ZM86 47V48H85ZM166 47V46H165ZM164 47V48H165ZM186 47H188V49L186 48ZM195 47V48H194ZM4 48V49H3ZM156 48V49H155ZM157 48L159 49V50H157ZM163 48V49H164ZM187 50H186V49ZM198 49V48H200L199 50H195V49ZM3 49V50H2ZM28 49H30V48H28ZM193 49V50H192ZM203 50H201V52H200V54H202V53H207L208 51H210V50H207V48L205 49V48H202ZM157 50V51H156ZM182 50L183 51H185V52H182ZM191 50V51H190ZM207 50V51H206ZM162 51V50H161ZM188 51V52H187ZM189 51L190 52H192V51H194L193 53H189ZM197 51H198V53H197ZM203 51H205V52H203ZM142 52V51H141ZM182 52V53H181ZM91 53V54H90ZM94 53V54H93ZM209 53V52H208ZM2 54H3V52H2ZM6 54V53H5ZM10 54V55H9ZM10 52L8 53V57H12L13 55H12ZM64 54V52L63 53H61V54H59L60 56L58 57V59L60 58V57H66V55H63ZM65 54H69V53H67L66 51H65ZM160 54H161V52H160ZM192 54V55H191ZM7 55V54H6ZM61 55H63V56H61ZM113 55V54H112ZM150 55V56H151ZM153 56H154V54H153ZM152 56V57H153ZM186 56H184L183 55V57H186ZM14 57V56H13ZM68 57V60L66 61V62H64V59L66 60V58H60V59H62L61 60V62L60 63H62V64H67V65H69V66H71V67H73L74 65V63L73 62H71L73 59L70 57V55H68L67 56ZM95 57V58H94ZM118 57V56H117ZM159 57H160V55H159ZM158 57V58H159ZM6 58H7V56H6ZM111 58H112V56H111ZM158 58H156V59H158ZM59 59V60H60ZM113 59H114V63L116 62L117 63V60H119V57L117 58V59H115V58H112V62H113ZM250 59H253L252 57L250 58ZM93 60V61H92ZM2 61L4 62H6L7 60L5 59V58H1V61H0V63H2ZM11 60H9V61H7L8 63L10 62ZM251 61V60H250ZM253 61V60H252ZM252 61H251V63H252ZM4 62V63H5ZM112 62H110L109 63V65H114V63H112ZM156 62H158L159 63V61H157L156 60ZM248 62H249V60H248ZM255 59H254V61H253V65L249 62V64H251V65H248L249 67H248V69L250 70L251 69V67L252 66H254L255 65ZM4 63H2V65L4 66H7L8 65V63L6 64H4ZM11 63V62H10ZM9 63V64H10ZM52 63H54V61L52 62ZM55 63H56V65L57 66H55V64L53 65V66H55L57 69H58V66H59V64L60 63H57L56 61H55ZM73 63V64H72ZM112 63V64H111ZM62 64H60V66H59V68L60 67H62V69H63V71L66 69V67H65V69L63 68L64 66H61ZM157 64V63H156ZM257 64V63H256ZM2 65H0L1 67H3ZM97 65V64H96ZM120 65V64H119ZM258 65V64H257ZM257 65H255V67L257 66ZM1 67H0V69H1ZM9 68H10V65L8 66ZM8 67H6V68H8ZM54 67V68H55ZM97 67V66H96ZM117 67V69L119 70V68H121V70H123V68H124V66L122 67V66H116ZM119 67V68H118ZM258 67H259V65H258ZM4 68V67H3ZM5 68V70L6 71H4V69L2 70V71H4L5 73L7 72L8 73V71H7V69ZM25 68V67H24ZM24 68L22 69V70H24ZM55 68V69H56ZM91 68V69H92ZM94 68H95V66H94ZM155 68V67H154ZM254 68V67H253ZM252 68V69H253ZM42 69H44V66H42L41 67V70H40V75L38 74V73H36V71H35V76H36V78H35V76H34V74H33V71L32 72H30L29 73V71H30V69H27V70H29L28 71V74H24V73H22V70H21V72H20V70H17L16 71V73L15 74H13L12 72H10V73H12L11 75H9L10 76V81H8V82H10V83H8V85L6 84H2V86L4 85L5 87H8L9 86V93L7 92V91H5V87L3 86H1L3 89L1 90V92H0V96H3V97H0V101L2 100V102H4L5 100H4V98L6 99V98H8L6 95L7 94H9L10 95V93H12V92H10V90L12 91L13 90V94L14 93H16V95L14 94V98H18V97H20V100H19V98L17 99H15L18 103H20L21 104V100L23 99V101L25 102V104L23 103V101H22V103H23V105L25 106V105H27L28 104V101H29V103L31 102L32 103V105H33V103H34V105H36L37 104V106H32V105H30V106H32V108H34V110H36V112L34 113H32V111L31 110H33V109H31L30 108V110H29V113H31V114H34V115H31V116H29L27 119L26 118H24L25 119V121H26V123H28V124H26L27 125V127L28 128H31L32 130H34V126L33 125H35V123H36V125H39V126H41L40 128H41V130H40V128H39V130L37 129V127H36V129L38 130V132H41L42 131V129H43V132H41L42 134H41V138H40V140L41 141H43V139L45 138V140L47 141H43L44 143H48L50 140H49V137H47L48 138V140L46 139V137L44 136V131L45 130H48V132L46 131V135H48L49 136V134L51 135L52 134V132L54 131L53 129L54 128H57V129H55L56 130V132H54L55 134L54 135H58L59 133H60V135L62 134V133H64V132H67V130L68 129H70L71 128V125L69 126L70 128H67V125H69L70 123L69 122H67V120H66V117H63V116H54V114H52L49 110H51L53 107H54V105H58L57 106V108H60V103L58 104L57 102V104H52V102L53 103H55V101H53V98L55 97L56 99L55 100H57V101H61V103L63 102V100H64V97L65 96H63L64 94V90L62 91L61 90V88L58 86V88L57 87H55V89L53 88V84L52 83H46L47 81H50L51 80V82L53 81V79L52 78H49V79H47L46 78V76H48V77H50V75L52 76V74L53 73H49V75L47 74V73H45ZM61 69V68H60ZM59 69V70H60ZM158 69V68H157ZM251 69V70H252ZM256 69H257V67H256ZM256 69H253V71H251V75H252V73L254 72L255 73V76H253L254 75V73H253V75H252V77L253 78H256V75H257V73L256 72H258V71H255ZM1 70H0V72H2ZM19 71V72H18ZM43 71V72H42ZM66 71V70H65ZM4 72L3 73H0L2 76H0V77H6L7 76V74H5V76H4ZM17 72L18 73H21L22 74V76H21V74H17ZM27 72V71H26ZM38 72V71H37ZM41 72H42V74L44 73V75H45V77L41 74ZM68 72H70V71H68ZM67 71H66V73H68ZM17 74V75H16ZM31 74V75H30ZM69 74V73H68ZM72 73H70L69 75H71ZM41 75H42V77H41ZM15 77L14 79H16V82H18L19 84L18 85H16L17 83L15 82V84H13V82L11 83V81H12V77ZM29 76H31L30 78H29ZM39 76V77H38ZM20 78V79H18V78ZM74 77V76H73ZM29 78V79H28ZM39 78V80H37ZM71 78V80H72V77H70ZM23 79V80H22ZM42 79V80H41ZM45 79H47V80H45ZM18 80V81H17ZM22 80V81H21ZM29 80V81H28ZM41 80V81H40ZM44 80V82H45V85L43 84V81ZM26 81H27V83H26ZM38 82V84H40V85H38L37 84V82ZM261 81V80H260ZM23 84H22V83ZM263 82V83H262ZM35 83V84H34ZM259 83L262 85L261 87L259 86ZM258 83V85H257V87L259 86L260 87V90H259V88H257L256 90H259L258 92H257V94L258 93H260V94H258V95H256L257 97H258V100H259V103L260 104H262V106H261V108H262V111H263V109H264V81H261V82H259ZM11 86H10V85ZM32 86H31V85ZM41 84H43V85H41ZM46 84H49V85H46ZM50 84H52V86H50ZM55 84V83H54ZM75 83H73V85L72 86H70V87H74L75 85H74ZM37 85H38V87H37ZM58 85V84H57ZM17 86H18V88H17ZM24 86H29V87H24ZM36 86V87H35ZM40 86V87H39ZM49 86V87H48ZM1 87H0V89H1ZM12 89H11V88ZM15 87V88H14ZM36 89H35V88ZM46 87H48L47 89L48 90H46ZM263 87V88H262ZM22 88H24V89H22ZM38 88V89H37ZM40 88H41V90H40ZM44 88V89H43ZM52 88V89H51ZM77 86H76V89H74V91L75 90H77ZM261 88H262V90H261ZM15 89V90H14ZM50 89V90H49ZM57 89V90H56ZM60 89V95H57L56 94V92H58V90ZM69 89V91H70V89L71 88H68ZM72 90V89H71ZM15 91H17V92H15ZM44 91V92H43ZM54 91V92H53ZM68 91V90H67ZM66 91V92H67ZM73 91V90H72ZM31 92V93H30ZM38 94H37V93ZM41 92H43L41 95H40V93ZM58 92V93H59ZM65 92V93H66ZM263 92V93H262ZM5 93H7L6 95H5ZM45 93H48L49 94V96H51L52 97V102H51V97H49V98H47V100L48 99H50V101L48 102H46V99H45ZM3 94V95H2ZM12 94V95H13ZM21 94V95H20ZM5 95V96H4ZM8 95V96H9ZM18 95V96H17ZM38 95L39 96H43L42 98L43 99H45V101L41 98V97H38ZM260 95V96H259ZM31 98H30V97ZM54 96V97H53ZM22 97V98H21ZM59 97V98H58ZM3 98V99H2ZM10 99H11V96L9 97ZM8 98V102H10V99ZM28 98V99H27ZM36 98H38L39 100H40V98H41V101H43V103L41 102V104H46V108H49V109H46L45 107H42V105H41V107H40V105H39V103H40V101H38V99H37V101L35 100ZM261 99H263V100H261ZM4 100V101H3ZM7 100V99H6ZM34 101V102H33ZM261 101V102H260ZM0 103L1 105H0V108H1V111H0V119L2 120L3 119V121H1L0 120V123H1V125H3L4 126V122H5V126L8 124V121H7V119L9 120V118L7 117V113L8 112H10L9 110H6V109H9V107L11 106V104L9 105V107H7V101H5L4 103L6 104V107H4L3 106V104L4 103ZM37 102V103H36ZM50 102H51V106H53V107H50ZM27 103V104H26ZM30 103V104H31ZM47 103H48V105H47ZM65 103V102H64ZM63 103V104H64ZM63 104H61V107L63 108L64 106H63ZM38 105H39V107H38ZM28 107H30L29 105H27ZM27 106H25V107H27ZM45 106V105H44ZM48 106V107H47ZM3 107L5 108V112L4 111H2L3 110ZM35 107H37V108H35ZM56 107V106H55ZM39 108H41V110H39ZM44 108H45V110H44ZM51 108V109H50ZM57 108L56 109H53V110H55V111H57ZM11 109V108H10ZM6 111H7V113H6ZM1 112H4V113H6V114H3V113H1ZM39 114H38V113ZM47 112V113H46ZM62 113V111H61V108H60V110L58 109V113ZM250 112V111H249ZM249 112H247L248 114L247 115H250L251 114V112H250V114H249ZM28 113V114H29ZM42 113V114H41ZM59 113V114H60ZM51 115V118L49 117L50 115ZM6 115V116H5ZM19 115V114H18ZM41 115V116H40ZM246 115V117H248ZM33 116L35 117L34 119H33ZM56 117L55 119H57V118H60V117H62V118H60L61 120L62 119H64L65 118V120L64 121H66V122H63V120H62V123H60L61 122V120L60 119H57V120H59L60 122L58 123V121L57 122H55V121H53V119H52V117ZM20 117V116H19ZM43 119H42V118ZM251 117H253V115L251 114ZM21 118V117H20ZM37 118V119H36ZM40 118H41V120H40ZM249 118H250V116H249ZM5 119V120H4ZM22 119V118H21ZM36 119V120H35ZM51 121H50V120ZM251 119V118H250ZM34 121V122H32V121ZM43 121H44V123H45V121H47L48 122V125H47V123H43ZM52 122L51 124H53L54 123V128L52 129L53 131L51 132L50 131V129H51V124H50V122ZM114 121V120H113ZM113 121H112V125H111V122H110V127H109V125H108V129H107V131L110 129V128H112L110 131H116V132H118L117 133V135H116V133L114 132H112V135H114L115 137L117 136L118 138H120V139H117V137L115 138L114 136H112V135H108L107 133V131H106V129H105V131H104V133L105 132H107L106 134H107V136H106V134H104L105 135V138L107 137V138H109V139H104L105 141V145L103 146V148H102V151L104 152V150H105V154L103 153V155H101L100 156V160H102L103 158V160L104 161H108L105 165L104 164H102L103 166H104V169H103V167L101 168V170H104V171H107L108 173H109V175H106L107 177H108V184L105 186V188H104V190L107 192L106 193V195L107 196H109V198H110V200L112 201V204L113 205H111L110 206V204H108L109 205V208H108V206H106L107 205V203H106V199L105 198H107V196L105 197V198H101L102 199V202L101 203H103L102 204V206H99V205H101V204H99L100 203V201L101 200H99V202H98V200H97V203H98V205H97V207H98V210L100 211V216H99V226H100V229H99V233H100V238H101V252H100V255H99V259L98 260H94V261H92V262H90V263H88V262H86V263H82V264H131V263H133L134 261L133 260H137L135 263H133V264H160V262H161V259H159V253H158V251H157V248H155V246L156 245H154L155 244V242L153 241L154 240V238L156 239V240H158V242H164L165 243V249L166 250H171L170 251V254H171V258L173 259L172 261L174 262V264H176V263H181L179 260H181V254H185L190 260H192V262H193V264H217V263H219V261L220 262H223L224 264H235L234 262H235V255H232V254H235V252H236V250H235V248H234V246H230V242H231V245H232V240H229V238H228V240L230 241H228L227 240V243H228V245H227V248L226 249H223V251L221 250V251H217L216 252V250L217 249H215L214 247H212L211 246V243H212V237H209V236H211L212 234H210V232H209V230H208V228H207V226H208V224H206L207 222V218H206V215H208V214H206V210L210 207V208H213L212 207V205L210 206L207 202H206V200H204L203 198L201 199L200 197L201 196H203L204 195V193H203V191L204 190H202V189H204V188H206V183H205V185H204V182H205V177L207 176H205L204 175V173H203V171L204 170H202L201 168H202V166L201 167H199L200 166V164H198L197 163V159H198V153L195 151V149H194V151H193V148H195V146L193 147L192 146V148L190 147L191 145L189 144V145H187L185 148L183 147V151H181V153H179V152H177V150H175V152L173 151V153H175L176 155L178 154V156H176L175 154V156L177 157V158H175V159H179L178 157L179 156H182L184 159H185V162L186 161H195V162H189V163H192V168H193V171L195 172L194 174L196 175L195 176V178H196V182H197V187H196V189L198 190H200V191H197L198 193L200 192V194H201V196H200V194H197L198 196L196 197L197 198V201L198 202H196L195 204H197L196 206H197V209L195 208V212H193V214L195 213V214H197L195 217H192L191 219H189V223L188 224H186V221L184 222V221H182L183 222V224L184 225H192V226H188V227H191V230H190V233H189V235H185V238L186 239H188L189 240V243L190 244H185L184 246H174L173 244H171L172 243V241H174V240H177V238L179 239V238H181V236H183V235H180L181 233H179L178 231H175V229H176V227L178 226L177 225V223H176V225H175V221L176 220H174V218H173V213H175L174 212V209L171 207V206H168V205H171L170 203V200H169V197H170V195H169V193L172 191L171 189H169V186L171 185V188L173 189V181H174V183H178V184H183V183H180V181L179 180H181V178H182V175H180V174H184L185 172L183 171L184 169H186V168H183V167H185V164L187 163H184V161L182 162V163H180L179 161H180V159H179V161L178 160H176L175 161V159H173L172 160V157L174 158V155H172V152H171V154H170V152H169V147H171V145L172 144H170L171 143V141H170V143H169V140H167L168 142H166V141H164V142H166V145H165V143L164 142H162L163 143V145H162V143L161 142H159L158 144H159V146L157 145V148L159 149H161V147L162 146H164L163 148H165L166 150H167V153L169 152V158H170V160L166 163V162H161L162 161V154L165 156V154L163 153V151L164 152H166L165 151V149L164 150H159L158 151V149L157 150H155V148H156V145H154L153 144V139H152V135H154V132L150 129V128H148V131H147V129H146V124H141V127L143 126V129L142 128H140V130L138 129L139 127H140V125L138 126V124H136V127H137V129H135V130H137V131H135V132H137L136 134H135V132H132V134L134 133L135 134V136H134V134H133V137H132V135L127 131V130H125L124 128H123V130H124V132H123V130H122V127L120 126V125H118L116 122H114L113 123ZM6 122H7V124H6ZM38 122H39V124H38ZM40 122H41V124H40ZM31 124V127H29L30 126V124ZM34 123V124H33ZM57 123V124H56ZM65 123V125H63ZM62 124V125H61ZM67 124V125H66ZM114 124V125H113ZM29 125V126H28ZM35 125V126H36ZM50 125V126H49ZM120 126L121 127V130L119 129V127L117 128V126ZM4 126V127H5ZM38 126V127H39ZM44 126V127H43ZM52 126V127H53ZM63 127L65 130H66V128H67V130L66 131H64L63 130V128H61V127ZM111 126H113V127H111ZM46 127L48 128V127H50V129H46ZM106 128H107V126H105ZM135 127V128H136ZM144 127H145V129H144ZM59 128V129H58ZM35 129V130H36ZM115 129V130H114ZM141 129H142V131H144V132H142L141 131ZM57 130H59V133H57ZM138 130H139V132H138ZM151 130V131H150ZM61 131V132H60ZM125 131H127L126 133H125ZM49 132H51V133H49ZM121 132V133H120ZM148 132V133H147ZM151 132H153V134H151ZM258 132V131H257ZM256 132V133H257ZM49 133V134H48ZM57 133V134H56ZM67 133H69V130H68V132ZM110 133V132H109ZM40 134V133H39ZM121 134V135H120ZM123 134H124V136H123ZM128 134H129V136L131 135V138L129 137L128 138ZM149 134V135H148ZM151 134V135H150ZM127 135V136H126ZM138 137H137V136ZM44 136V137H43ZM110 136V137H109ZM121 136V137H120ZM142 136H143V138H142ZM148 136V137H147ZM151 136V137H150ZM260 136H262L261 134L260 135H256V136H254V137H257V140L256 139H254V143H256L255 145L253 144V149H252V147L250 148V149H252L253 151L255 150V152H256V150L257 151H259L260 149H261V147H259L260 146V144H259V137ZM39 137H40V135H39ZM54 137V136H53ZM52 137V138H53ZM57 138H58V136H56ZM56 137H54L55 138V140L57 141V139H56ZM61 137V136H60ZM135 137V138H134ZM113 138V139H112ZM123 138V139H122ZM151 140V141H149V139ZM153 138H155V136L153 137ZM261 138V137H260ZM59 139V138H58ZM133 139V140H132ZM134 139H135V141L137 142H135L134 141ZM143 139V140H142ZM61 141H58L57 142V144L59 143V142H62V144L61 143H59L58 144V146H59V148H56V153L58 154H56V156L54 155L55 153H52V160H53V156H55L56 157V159H57V161L59 162V164H61V166L62 167H65L64 168V171H65V169L67 168V169H69L70 167H66L65 166V164L66 163H69L70 161V159L68 160V152L69 151H71V149L69 150V148H72L73 149V145L70 143H64V142H66V140L64 141L63 139H60ZM113 140V141H112ZM115 140V141H114ZM119 140V141H118ZM124 140H126V141H124ZM139 140V141H138ZM142 140V141H141ZM147 140V141H146ZM133 141V142H132ZM115 142V143H114ZM151 142V143H150ZM111 143V144H110ZM119 143V144H118ZM120 143L122 144L121 146H120ZM128 143V144H127ZM132 143H134V144H132V146H134V147H136V148H132V149H128V145L130 146ZM168 143V144H167ZM61 144V145H60ZM65 144H68L69 146H71V147H69V146H67V145H65ZM110 144V145H109ZM114 144V145H113ZM124 144V145H123ZM135 144L137 145V146H135ZM148 144V146H150V145H152L151 146V149L152 150H150V148L148 149V150H150V151H148V152H150V153H152V156H151V154H147L148 152L146 151L147 150V145ZM170 144V145H169ZM127 145V146H126ZM154 145V146H153ZM169 145V146H168ZM60 146H62L61 148H60ZM114 146H116V147H114ZM118 146H120V147H118ZM122 146H124V147H127V148H124L123 149V147ZM64 147V148H63ZM188 147V149H186ZM88 148V147H87ZM108 148V149H107ZM112 148H114V149H112ZM119 148V149H118ZM142 148V149H141ZM146 148V149H145ZM189 148L192 150V153L190 152V151H188L187 152V150H189ZM257 148V149H256ZM58 149V150H57ZM59 149H60V151H59ZM65 149H67L66 151H65ZM111 151H110V150ZM119 151H118V150ZM135 149V150H134ZM142 151H141V150ZM153 149L155 150V152L153 151ZM170 149H172V148H170ZM249 149V150H250ZM259 149V150H258ZM69 150V151H68ZM120 150H123V151H121V153L122 154H119L120 153ZM124 150H126V153L128 152L129 154H130V151L132 150L133 152L135 151V153L137 152L138 154H134V155H136V156H138V157H136V158H139V160H137L138 162H136V164L138 165L137 167H136V164H135V166H134V171L137 173H135V178H136V195H138L137 196V204H138V206L139 207H141V209H143V212L146 214V215H144V217H142L141 215H140V213H139V211H138V207L136 208L137 209V211H138V214H136L137 213V211L135 210V208L134 207H130L129 205H133V203H131L132 202V200H131V198L129 197V194H128V192H129V190H127V186L125 185V183H124V181H123V178H124V176H125V174H126V171H127V166L125 165L126 163V161H125V157H126V159H127V156H128V153L126 154L125 152H124ZM127 150H129V151H127ZM65 151V152H64ZM68 151V152H67ZM16 152V151H15ZM14 152V154H16ZM59 152H60V154H59ZM67 152V153H66ZM113 154H112V153ZM118 152V153H117ZM154 152V153H153ZM156 152H157V154L160 152V153H162L161 154V156L158 154V156H157V154H156ZM186 152V153H185ZM190 152V153H189ZM62 153H63V155H62ZM111 153V154H110ZM116 155H115V154ZM126 154V156H125V154ZM167 153H166V155H167ZM183 153V154H182ZM71 154V153H70ZM107 154V155H106ZM155 154V156H154V158H153V155ZM62 157H60V156ZM118 155V156H117ZM149 155V156H148ZM172 155V156H171ZM15 156H17V155H15ZM14 156V157H15ZM60 158H59V157ZM65 156V157H64ZM117 156V157H116ZM123 156V157H122ZM125 156V157H124ZM145 156V157H144ZM168 156V155H167ZM187 156V157H186ZM14 157H12V165H15V164H17V163H19V162H17L16 163V161H19V158H18V160H17V158L15 159ZM19 157V156H18ZM111 157V158H110ZM147 157V158H146ZM153 159H152V158ZM13 158H14V160H13ZM70 158H71V156H70ZM108 158V159H107ZM123 158V159H122ZM181 158V157H180ZM182 158V159H183ZM1 159V158H0ZM56 159H54L53 161H55L54 162V164L56 163V165H54V167L55 168H57V165L59 166V164H57V162H56ZM66 159L68 160V162L66 161ZM109 159H110V161H109ZM144 159H146V160H144ZM149 159V160H148ZM157 159V160H156ZM160 159V160H159ZM188 159V160H187ZM191 159V160H190ZM193 159V160H192ZM103 160H102V163H104L103 162ZM114 160H116V161H114ZM89 163L87 164L86 162L84 163V166H83V169L85 168V170H86V168H87V170H88V168H89V170H90V168H92V169H94V166L95 165H93V163H92V161H91V159L89 158V160H87ZM91 161V162H90ZM118 161H119V163H118ZM139 161L141 162L140 164H139ZM156 161H157V164H156ZM173 161V162H172ZM198 161H200V159L198 160ZM14 162H15V164H14ZM115 162V163H114ZM169 162H172V163H169ZM64 163V164H63ZM111 165H109V164ZM120 164V165H118V164ZM160 163H161V165H160ZM164 163V164H163ZM167 165H169L168 167V169L166 170L165 168H163V167H165L166 166V164ZM188 163V164H189ZM20 164V163H19ZM18 164V165H19ZM63 164V165H62ZM90 164L93 166H91L90 167ZM114 164H115V166H114ZM171 164H173L172 166H171ZM179 166H178V165ZM184 165V166H182V165ZM188 164H186V165H188ZM18 165H16L17 167H18ZM69 165V164H68ZM106 165L109 167V169L111 170H109L108 169V167L106 168ZM123 165V166H122ZM124 165H125V167H124ZM128 165V164H127ZM196 165H197V167H196ZM199 165V166H198ZM253 165H255V167H254V169H255V171H256V173L255 174H257L256 176H260V177H262L263 176V178L261 179V182H262V184H263V186H264V171H263V168L261 167V166H263L261 163H258V162H256L255 164H253ZM258 165V166H257ZM87 166V167H86ZM113 166H114V170H112L113 169ZM118 166H119V168H118ZM162 166V167H161ZM174 166H176V167H174ZM196 167V170H195V167ZM117 167V168H116ZM121 167H124V169L126 170V171H123V168H121ZM147 167V168H146ZM172 169H171V168ZM174 167V168H173ZM249 167H251V166H249ZM142 168V169H141ZM183 168V169H182ZM59 169V167L57 168V170ZM92 169H91V171L90 172H92ZM116 169V170H115ZM122 169V170H121ZM161 169V170H160ZM170 169H171V171L173 170V172H172V174H170L169 175V173L171 172L170 171ZM179 169V171H176V170H178ZM87 170H86V172H84V174H87V173H90L89 172V170H88V172H87ZM144 170V171H143ZM148 170V171H147ZM165 170V171H164ZM170 171L169 173H168V175L169 176H171L172 175V178L174 177V178H180V179H178V181H177V179H175L174 180V178L172 179V178H169V180L171 181V182H169L170 183V185H168L169 183L167 182V186L165 185V190L166 191H168L169 190V192H167V196H169L168 198L166 197V193H164V192H166V191H163L162 189H164V188H162L161 186V184L162 183H165V173H166V171ZM59 171V170H58ZM62 171H63V168H61L60 167V172H61V174H62ZM124 174V176H123V174H121V172ZM141 171V172H140ZM155 171V172H154ZM183 171V173H181ZM66 172H67V170H66ZM68 172H69V170H68ZM67 172V173H68ZM105 173V174H108V173ZM115 172H116V174H115ZM143 172V173H142ZM150 172H151V174H150ZM161 172V173H160ZM165 172V173H164ZM176 172V173H175ZM198 172V174H196ZM201 172H202V174H201ZM66 173V174H67ZM144 173H146V175L144 174ZM177 173H179V174H177ZM64 174H65V172H64ZM83 174V176L86 178V179H88V178H90V177H88L87 175H84ZM91 175H92V173H90ZM118 174V175H117ZM141 174V175H140ZM186 174V173H185ZM184 174V175H185ZM117 175V176H116ZM145 175V176H144ZM178 175H180V176H178ZM183 175V176H184ZM112 176H113V178H112ZM121 176H123V177H121ZM147 176V177H146ZM200 176H201V178H200ZM205 176V177H204ZM84 177H82V178H84ZM88 177V178H87ZM116 177V178H115ZM118 177V178H117ZM120 177V178H119ZM157 177V178H156ZM185 177V176H184ZM202 177H204V179L202 178ZM13 178V177H12ZM82 179V187H87L88 185H86V184H88V182L89 181H87L86 179ZM145 179V181H144V179ZM112 179H113V181H112ZM148 179V180H147ZM163 179V180H162ZM165 179V180H164ZM173 181H172V180ZM119 180H120V182H119ZM156 180V181H155ZM168 179L166 180V181H169ZM201 180V181H200ZM176 181V182H175ZM181 181H183V180H181ZM204 181V182H203ZM83 182H87L86 184H84ZM113 182V183H112ZM112 183V184H111ZM124 183V184H123ZM153 183V184H152ZM119 184V185H118ZM142 184V185H141ZM149 184V185H148ZM203 184V185H202ZM110 185V186H109ZM115 185V186H114ZM123 185H124V187H126L125 189H124V187H123ZM119 186V187H118ZM142 186V187H141ZM159 186V187H158ZM118 187V188H117ZM122 187V188H121ZM140 187V188H139ZM164 187V186H163ZM168 187V188H167ZM87 188H89L90 190H88V197L92 194V191H91V188H90V185L87 187ZM86 188V189H87ZM156 188V189H155ZM107 189H108V191H107ZM116 189H119V190H121L120 192L118 191V190H116ZM168 189V190H167ZM115 190H116V192H115ZM147 190V191H146ZM113 192V193H111V194H113V195H111L110 196V192ZM124 193H123V192ZM128 191V192H127ZM156 191V192H155ZM159 191H160V193H159ZM115 192V193H114ZM154 192V193H153ZM90 193V194H89ZM118 193H120L119 195H121V194H123V196L121 195V196H118L117 194ZM145 193V194H144ZM153 194L152 195V197L150 196V194ZM158 193H159V195H158ZM109 194V195H108ZM154 194L156 195H158V201L155 199L154 201L155 202H157L158 203V205H156L157 203H153L154 201H152V199L154 198ZM203 194V195H202ZM115 195V196H114ZM128 195V196H127ZM117 196H118V198H117ZM149 196V197H148ZM163 196H165V197H163ZM172 196V195H171ZM87 197V199H89ZM124 197V198H123ZM126 197V198H125ZM123 198V199H122ZM152 198V199H151ZM165 198H167V199H165ZM104 199H105V202H103L104 201ZM113 199V200H112ZM117 199V200H116ZM124 199H126V200H124ZM163 199H165V200H163ZM128 200V203L126 202ZM168 202H170L169 204L167 203V201ZM200 200H201V202H204V204L202 203L201 204V202H200ZM107 201H108V199H107ZM110 201V202H111ZM117 201V202H116ZM131 201V202H130ZM159 201H161L160 203H159ZM164 201H166V203H163ZM109 201H108V203H110ZM125 202V203H124ZM142 203V204H141ZM126 204V205H125ZM128 204V205H127ZM137 204H136V206H137ZM161 204H163V205H161ZM208 204V205H207ZM148 205V206H147ZM123 206H125V210H124V207ZM127 206H129V207H127ZM201 206H203V207H201ZM104 207V208H103ZM110 207H112V208H110ZM123 207V208H122ZM170 207H171V209H170ZM208 207V208H207ZM110 210H108V209ZM117 208H119V209H117ZM164 208V209H163ZM200 208V209H199ZM204 208H206V209H204ZM104 209V210H103ZM118 211H117V210ZM122 209V211H120ZM127 209V210H126ZM135 211H134V210ZM151 209H153V210H151ZM203 209V210H202ZM113 210H114V212L115 213H118L117 215H115V213L113 212ZM124 210V211H123ZM132 210V211H131ZM156 210H158V211H156ZM163 210H164V212H163ZM200 210H201V213H200ZM205 210V211H204ZM212 210V209H208V212L209 213H211V212H213V210L210 212V211ZM104 211H105V214H104ZM107 211V212H106ZM133 211L135 212L134 214H133ZM166 211H167V213H168V216H169V214H170V218H168V216H167V214H166ZM169 211V212H168ZM172 211H173V213H172ZM199 212V216H198V212ZM204 211V212H203ZM110 212V213H109ZM125 212V213H124ZM156 212V213H155ZM158 212H159V215H158ZM161 212H162V214H161ZM10 214H9V216H8V212H6L4 215L6 216V214H7V216L6 217H10V215L12 216V215H15L16 213H15V211L13 212V211H11V212H9ZM11 213H13V214H11ZM19 213V212H18ZM120 213V214H119ZM203 213L205 214L204 216H203ZM98 214V215H99ZM103 214V215H102ZM111 214V215H110ZM114 214V215H113ZM125 214H126V216H125ZM130 214V215H129ZM192 214V215H193ZM109 217H108V216ZM120 215H121V217H120ZM160 215H161V218H160ZM164 215H165V218H164ZM211 215V214H210ZM114 216V217H113ZM116 216V217H115ZM133 216H134V218H135V216H136V218L137 219H139V221L136 219V221L137 222H133V220L135 221V219L133 218ZM145 216H147V217H145ZM150 216H152V217H150ZM156 216V217H155ZM198 216V217H197ZM201 216H202V219H203V221H201L202 219H201ZM122 218V219H120V218ZM132 217V218H131ZM140 217H142V220L145 218V220H143V222L146 224V222H148L147 223V225H145V227H144V230H143V228H142V225H140V222H141V224H142V220L140 219ZM163 217V218H162ZM119 218V219H118ZM152 218H153V220H152ZM196 218H198V219H196ZM200 218V219H199ZM108 219V220H107ZM133 219V220H132ZM147 219V220H146ZM155 219V220H154ZM160 219V220H159ZM164 219H165V221H164ZM168 219L171 221L172 220V223H170V221H168ZM122 220V221H121ZM167 220V221H166ZM196 220H198V221H196ZM201 221V223H198V222H200ZM125 221V222H124ZM146 221V222H145ZM195 223H194V222ZM234 220H232V222H233ZM160 224H159V223ZM182 222H180L181 224H182ZM197 222V223H196ZM235 222V221H234ZM108 223V224H107ZM113 223H114V225H113ZM169 224V227H168V224ZM192 223V224H191ZM106 224H107V226L108 227H106ZM122 224V225H121ZM103 225H104V228H103ZM149 225V226H148ZM154 225V226H153ZM161 225V226H160ZM166 225H167V227H166ZM175 225V226H174ZM180 225V224H179ZM199 225V227H197ZM172 226V229L174 228V230L172 231V229L170 228ZM119 227H121V228H119ZM125 227V228H124ZM133 229H132V228ZM202 227V228H201ZM162 228V229H161ZM166 228L168 229L169 228V230L168 231H166ZM146 229V230H145ZM196 229V230H195ZM198 229V230H197ZM105 230V231H104ZM203 230V231H202ZM104 231V232H103ZM125 231V232H124ZM152 231V232H151ZM199 232L198 234H197V232ZM208 231V232H207ZM149 232V233H148ZM172 232V233H171ZM175 232V233H174ZM176 232H178V233H176ZM101 233H103V234H101ZM124 233V234H123ZM192 233V234H191ZM121 234V235H120ZM151 234V235H150ZM150 235V236H149ZM208 235V236H207ZM106 236V237H105ZM203 236H204V239H203ZM213 236V235H212ZM115 237V238H114ZM124 237V238H123ZM126 237V238H125ZM167 237H169V238H167ZM102 238H103V240H102ZM118 238H120L119 240H117ZM130 238V239H129ZM207 238V239H206ZM210 238V240H208ZM232 238V237H231ZM230 238V239H231ZM106 239V240H105ZM113 239H116V240H113ZM123 239V240H122ZM137 239V240H136ZM144 239V240H143ZM232 239H234V238H232ZM250 239V238H249ZM249 239H246V240H248L247 242H249ZM149 240V241H148ZM250 240H254V239H250ZM147 241V242H146ZM152 241V243H150ZM214 241V240H213ZM119 242V243H118ZM143 242V243H142ZM171 242V243H170ZM247 242H245L247 245H248V243ZM251 242V241H250ZM250 242H249V244H250ZM122 245H121V244ZM142 243V244H141ZM150 243V244H149ZM110 244V245H109ZM138 244H139V246H138ZM146 244H147V246H146ZM153 244V245H152ZM253 244H254V241H253ZM144 245V246H143ZM151 245V246H150ZM54 246V245H53ZM121 246V247H120ZM142 246V247H141ZM152 246H154V247H152ZM172 246H173V248H172ZM251 246H252V248H254L253 247V245H252V242H251ZM250 246V247H251ZM124 247V249H122ZM85 248V249H84ZM82 250H86V252L85 251H83L84 252V254H85V256H86V253H87V256H89V247H87V246H85ZM86 248H88V251H87V249ZM119 248V249H118ZM145 248V249H144ZM248 248V247H247ZM252 248H248V249H246L247 250V252H246V257H245V262H246V264H252V253H251V251L253 250ZM111 249V250H110ZM121 249V250H120ZM143 249V251H141ZM148 249H150L151 251H149ZM174 249V250H173ZM184 249V250H183ZM52 250H54L53 248H52ZM73 250V249H72ZM72 250H70L69 251V249H67V252H68V254L66 253H64L65 252V250H59V252L57 251V252H55L54 254L56 255L57 254V256L58 257H61V256H63V253H64V255L65 256H67L68 255V257L70 256V257H73V256H76L75 254H76V252L75 251H72ZM116 250H118V251H116ZM128 250V251H127ZM148 250V251H147ZM255 250V249H254ZM254 250H253V252H254ZM72 251V252H71ZM119 251H121V252H119ZM131 251V252H130ZM139 251H141V252H139ZM154 251H156L157 253H158V255H157V253L156 252H154ZM235 251V252H234ZM46 252H49L50 253V250L49 251H46ZM75 252V253H74ZM81 252V251H80ZM116 252L117 253H119V254H116ZM136 252V253H135ZM172 252V253H171ZM186 252V253H185ZM192 252H194V253H192ZM221 252V253H220ZM72 253H74V254H72ZM109 253V254H108ZM120 253H122V254H120ZM129 253H131V254H129ZM152 253V254H151ZM207 253V254H206ZM220 253V254H219ZM251 253V254H250ZM50 254H53L52 253V251H51V253ZM72 254V255H71ZM84 254H81L82 256H83V258L85 257L84 256ZM109 256H108V255ZM140 254V255H139ZM144 254V255H143ZM198 254V255H197ZM222 254V255H221ZM250 254V255H249ZM122 255V256H121ZM128 255V256H127ZM173 255V256H172ZM219 255H221V257H223V258H220L219 257ZM105 256V257H104ZM107 256V257H106ZM113 256V257H112ZM119 256H120V258H119ZM130 256H131V259H130ZM250 256V257H249ZM132 257H134V259L132 258ZM143 257H145L144 258V261H143V259H141V258H143ZM178 257V258H177ZM234 257V258H233ZM87 257H85V259H86ZM146 258H147V260H146ZM150 258V259H149ZM251 258V259H250ZM119 259H121V260H119ZM140 259V260H139ZM149 259V260H148ZM223 259H224V261H223ZM108 260V261H107ZM118 260V261H117ZM160 260V261H159ZM218 260V261H217ZM69 261H71V262H69ZM69 261H67L66 263H63V262H60V264H80L81 262H77V261H74V260H69ZM114 263H113V262ZM129 263H128V262ZM94 262V263H93ZM100 262V263H99ZM119 262V263H118ZM122 262V263H121ZM144 262V263H143ZM154 262V263H153ZM156 262V263H155ZM248 262V263H247ZM178 263V264H179ZM222 263V264H223ZM40 264H43V263H40ZM57 264H59V262L57 263Z\"/></svg>",
  "mask_w": 264,
  "mask_h": 264
}]
</instances>
